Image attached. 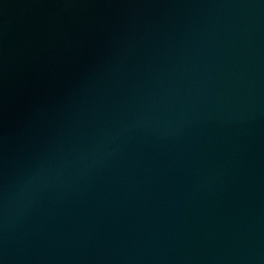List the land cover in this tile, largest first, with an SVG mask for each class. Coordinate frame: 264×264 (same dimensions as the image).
I'll return each mask as SVG.
<instances>
[{"label":"water","instance_id":"obj_1","mask_svg":"<svg viewBox=\"0 0 264 264\" xmlns=\"http://www.w3.org/2000/svg\"><path fill=\"white\" fill-rule=\"evenodd\" d=\"M0 264H264V0H0Z\"/></svg>","mask_w":264,"mask_h":264}]
</instances>
